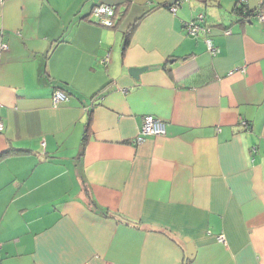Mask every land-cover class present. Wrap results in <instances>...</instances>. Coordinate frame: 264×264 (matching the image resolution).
<instances>
[{
	"label": "crops",
	"instance_id": "1",
	"mask_svg": "<svg viewBox=\"0 0 264 264\" xmlns=\"http://www.w3.org/2000/svg\"><path fill=\"white\" fill-rule=\"evenodd\" d=\"M166 4L0 0L1 264H264V21ZM149 114L165 133L135 141Z\"/></svg>",
	"mask_w": 264,
	"mask_h": 264
},
{
	"label": "built area",
	"instance_id": "2",
	"mask_svg": "<svg viewBox=\"0 0 264 264\" xmlns=\"http://www.w3.org/2000/svg\"><path fill=\"white\" fill-rule=\"evenodd\" d=\"M240 3H245L246 0H239ZM171 9H175V6L173 5ZM93 16L95 18V21L99 22L102 25L105 26H113L115 24V14H116V8L114 5L106 4V3H100L96 5L93 8ZM257 17L264 21V11L256 10ZM204 20V14L201 13L198 15V17L195 20H191L185 23L184 28L185 30L192 35H198L201 32H210V27L203 26L202 22ZM229 31L227 30L226 33ZM206 42L208 44V48L212 53H216L218 50V47L213 43V40L210 37H206ZM7 45L1 44L2 48H5ZM68 94L58 88L54 90L53 92V103L58 104L61 101H65L68 99ZM245 125H247L246 121L243 122ZM4 129V123L2 120V117L0 116V131ZM166 131V124L165 121L162 118L155 117L153 115H146L143 118V122L141 124V127L139 129V132L135 138V141H140L145 134H163ZM220 240H225L223 235H219ZM1 264V263H0Z\"/></svg>",
	"mask_w": 264,
	"mask_h": 264
},
{
	"label": "water",
	"instance_id": "3",
	"mask_svg": "<svg viewBox=\"0 0 264 264\" xmlns=\"http://www.w3.org/2000/svg\"><path fill=\"white\" fill-rule=\"evenodd\" d=\"M178 0H169L170 4H173L175 2H177ZM149 67H155V65H143V66H131L129 67V72L131 75H133L134 77L138 78L140 72H142L143 70L148 69ZM185 241L187 242V247H188V255L190 258L194 257L195 254V250L196 247L194 245V243L189 239V237L185 238Z\"/></svg>",
	"mask_w": 264,
	"mask_h": 264
},
{
	"label": "trees",
	"instance_id": "4",
	"mask_svg": "<svg viewBox=\"0 0 264 264\" xmlns=\"http://www.w3.org/2000/svg\"><path fill=\"white\" fill-rule=\"evenodd\" d=\"M175 3H173V4H166L168 7H172L173 5H174ZM235 10H237V12L238 13H240V14H242V16H244V18H247L248 17V15H250L252 12L254 13L255 12V14H256V11H251V10H249V9H246V6H245V4L244 3H242V4H240V5H237L236 7H235ZM95 20V19H94ZM97 22V21H96ZM97 23H99V22H97ZM136 23V22H135ZM135 23H132L131 25H130V27H129V29L127 30V32H125V38H126V40H125V42H128V40H129V38H130V36H131V34H132V31H133V29H134V27H135ZM100 24V23H99ZM114 25H116V19H115V24ZM113 25V26H114ZM202 25L203 26H207V27H209V25H207V24H204V20H203V22H202ZM111 27V26H110Z\"/></svg>",
	"mask_w": 264,
	"mask_h": 264
}]
</instances>
